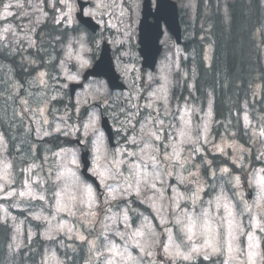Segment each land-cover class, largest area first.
Returning a JSON list of instances; mask_svg holds the SVG:
<instances>
[{"label":"rangeland","instance_id":"obj_1","mask_svg":"<svg viewBox=\"0 0 264 264\" xmlns=\"http://www.w3.org/2000/svg\"><path fill=\"white\" fill-rule=\"evenodd\" d=\"M86 1H90L91 5L84 10V14L89 12L95 13L94 15L87 16L92 17L100 25L97 41L106 39L111 43L115 67L126 85V90L124 92H112L108 90L102 80H91L82 90L76 92L74 101L72 102L74 106L72 110L65 108L64 112L56 115L53 112L62 110L63 106L55 105L53 111H51L50 103L53 100H60L65 104H70V98L67 95L69 85L79 82L82 73L92 65L94 58L97 57L98 43H91L87 39L86 34L80 29L76 32V36L68 37L63 44H59V47H62L61 62L58 66L59 80L54 75H48V78L44 76L43 79L47 86L41 85L39 73L43 71L38 69L37 61L32 60L33 63H36V74L31 81L32 85L36 87V93L32 99L29 96L19 95L20 85L15 80L14 74L11 79L6 81L3 78V92L0 91V95L3 98L0 97V104H3L7 108L5 111L0 110V115L3 116L7 123L15 121L14 125L16 127L18 121L20 124L23 122V125L18 126L15 137L11 136L9 138L8 135L6 141L3 139V142L0 143V159L13 164L15 184L12 187L14 190L17 193L28 191V188L24 185L25 180H27L31 190L37 196L45 194L48 201H51V195L43 192L45 184L42 182L48 181L50 175L54 177L58 170H63V164L68 158L65 154L70 153L71 150L75 151L76 157L80 162V151L76 146L62 147L56 152H43L42 159L40 157L38 162L34 158L31 159L33 156L39 157L41 155V152H38L37 142L43 139L50 140L53 135L57 134L70 140L80 139L82 143L87 144L91 150V167L94 155L99 154L102 157L106 155L110 159L114 150L118 147L126 146L124 145L125 136L136 135L138 137L144 136L145 140L150 139L147 134L155 129L149 124L141 131L143 119H141V123H137L135 119L132 121L135 125V131L129 129L117 134L116 130L120 127V124L126 123L127 113L129 111H136V109L131 107L132 104H136L139 105L140 112L138 119L146 118L149 113H152L153 116H159L160 119L164 120L163 131L160 132L161 141H153L155 146L160 147L158 155L160 164L157 171L160 173L163 184H161V180L154 182L157 184V188L163 191L164 198L160 199V191L147 188L144 189L140 198H136L135 196L128 198V208L131 209L129 217L134 222L133 228H139L142 224L145 225L143 230L149 243L157 238L162 243L167 242L166 229L172 231L177 244L185 240L184 234L178 231L179 226L174 223V213L171 208V202L168 199L172 193L167 190V185H177L176 173H180L185 177V182L178 185L181 192L185 193L184 187L188 182L193 183V188L189 190L188 194L197 190V183L204 188V192L200 193L202 208L209 207L207 201L213 199L215 194L219 192L220 186L224 188L230 198L233 196V193H239V196L233 200L234 204H238L240 197H243L249 205H254L260 191V182L264 181V173L258 172L259 169L264 168V160L254 159L258 153L264 152V136H260V132L264 131V113L259 112V109L256 110L259 107L258 103L253 104V107L244 104V111L242 116L240 115L242 131H239L237 128L231 133L221 130L220 135L214 137L212 135V129L215 124L212 101L208 100L204 105H200L198 101L193 100L192 81L194 79V67L189 69L184 68L182 65L184 61L192 57L190 54L184 53L181 47L170 45L169 42L171 40L165 34L161 40L163 46L162 55L155 72L150 73L141 70L140 60L136 51V41L142 0ZM174 1L179 6L181 20L183 18L184 29H186V41L194 37V34H197V45L204 44L202 48L203 55L208 63L212 55V47L208 43L210 42V15L213 12H219L227 23V5L234 0ZM261 2L264 10V0H261ZM53 3L54 0H47V3H44L43 0H0V17L4 16L5 4L11 5L8 11L12 13V16L0 19V51L9 55L18 54L20 56L22 54L25 61L29 63L31 59L27 52L30 46H36V49H38L40 41L36 38V35L40 27L45 23L48 26L56 24V21L61 18L62 11H68V8L63 4H57L54 8ZM98 4H102L103 6L97 8ZM152 4H154V0H152ZM70 6L72 9L71 22L69 23L67 19L61 20L58 23L61 28L71 29L77 26L74 20V14L77 10L75 0H70ZM9 26L10 31L5 32L4 29L9 28ZM43 38L45 46L48 44L47 52H51L53 42L51 40L48 41L45 37ZM259 43L260 57L264 66V39L259 41ZM82 61H86V64L82 65ZM1 62L2 59H0V65H2ZM4 64L7 63L5 62ZM50 65L49 67L51 68ZM67 75H74L77 79L75 81L68 80L66 79ZM183 86H185L187 94L181 99L179 95L183 91ZM11 89L13 90V96H8L7 92ZM173 90L177 92L176 96L172 95ZM262 92V84L259 82L254 84L251 94L253 102H255L256 98L261 97ZM153 93L160 96L167 95V115H165L166 109L163 100L156 101L154 108L157 111L155 112L153 109L144 107L155 99V96L150 95ZM84 108L86 109V115L81 117V111ZM101 110L104 111L111 122L115 135L114 147H109L106 137L103 135L102 143L98 145L100 151L97 153V145L90 142L96 140L97 134L90 133L85 138L83 137L82 129L79 135L74 131L72 135L67 137L62 134L63 130H66L65 125L80 127L82 122H87L90 112L95 111L100 115ZM182 117L183 119H181ZM245 117H247V122L245 121ZM8 118L11 120H8ZM185 121L188 123L186 124ZM205 124L208 125L209 129L207 133L208 142L205 143L201 138L200 143L195 146H202V151L193 153L191 151L192 145H186L181 142L179 131L183 130L195 139L198 134L203 136ZM57 126L62 129L61 133L55 131ZM97 128L102 132L100 120ZM45 132H48L49 135H44ZM0 136H3V132L1 131ZM173 143L178 144L180 158L187 161L185 167L188 171L180 169L175 159H165L166 156L173 153L172 147L169 146ZM214 145L223 148L224 154L216 151ZM48 148L51 149L52 145L43 147V149ZM201 157H203V160H201ZM207 161H211V166L206 163ZM33 164L37 165V167L32 169L31 172L26 171ZM193 164H196L197 167H192ZM225 167L229 169V173L227 174L220 171V169ZM80 170L81 163L77 172L79 180L83 183L91 184L82 178ZM148 171L150 173L153 171L151 165H149ZM167 172H173V175L168 176ZM189 172H198L199 174L197 177H192L189 176ZM212 172H215L216 175L212 176ZM125 176H128L127 172H125ZM236 176L240 177V186L238 188L233 187ZM33 181L37 183H33ZM66 183L68 185L65 193L66 200H70L72 196H76L77 199L81 197L87 198L86 194H83L76 187L75 181L70 174H66ZM211 185H217V187L213 188ZM247 186L252 190L250 201L247 200L245 194ZM141 187L143 188V185ZM3 195V193H0V221L6 225L10 235L6 251V264H29L26 261V255H28L29 250L31 254H37L36 264H56L57 259L62 264H67L70 255L76 253L82 245H85L87 249L83 264H97V251L92 249L90 243L82 242L77 237L83 234L87 237L88 241H95L99 234L105 230V225L111 223L107 217L112 212H122V208L117 209L113 206L112 211L106 213L104 209L107 205L101 204L94 208L96 215L89 216L87 220L80 216L79 213L77 217H69L61 213L57 216L56 220L52 221V226L67 222L74 227V231L67 234L59 233L53 241L45 237L49 224L46 221L34 219V216L37 214L49 217L54 215V209L49 204L33 200L29 196H16L5 200L3 199ZM146 197H152L153 201L163 206V214L168 220L167 224L162 222L160 214L154 212L149 207L152 201L145 199ZM141 199H144L143 203H141ZM136 203L145 209L141 210L139 206L135 205ZM42 204L43 207L41 206ZM241 208H237L236 211L240 213ZM189 209H191L190 204ZM196 211L200 212L201 208L198 207ZM262 212H264V207H253V215L259 216ZM225 216L226 213L223 209L217 212L214 206L210 208L208 223L210 228L214 230V233L218 234L223 255L218 254L211 257L208 261L203 260L202 256H198L191 263H197L199 260H202L203 262H209L208 264H214V262L215 264H222L223 261L227 260L228 264H250L248 253L251 251L254 254L252 256L254 264H264V233H260L258 230L255 235L259 237V247L255 246L257 241H253V247L249 249L247 236L237 233V239L233 242L236 250L231 254L234 258L229 259L227 244L230 236L227 220L222 219ZM240 219L245 225V232L250 231L251 229L248 228V214H242ZM149 224L156 232L155 237L151 236V229L147 227ZM197 231H203V222H198ZM69 236L72 238L70 239ZM204 238L200 236L195 243L197 245L203 243ZM102 240L103 237H100V241ZM117 242L120 243L118 238ZM97 244L100 251H105L100 246L99 241H97ZM36 248L41 249L40 252H37ZM151 250L152 256L145 258L143 264H149V260L152 264H159L157 261V256L159 255L167 259L162 247L157 245ZM132 251L134 255L138 252L136 249ZM52 252L56 253V258L51 256ZM186 263L189 262H183V264Z\"/></svg>","mask_w":264,"mask_h":264},{"label":"snow or ice","instance_id":"obj_2","mask_svg":"<svg viewBox=\"0 0 264 264\" xmlns=\"http://www.w3.org/2000/svg\"><path fill=\"white\" fill-rule=\"evenodd\" d=\"M43 2L47 3V0H43ZM57 4H63L66 8H68V11H62L60 20H57L56 22L60 23L61 20L67 19L70 23L72 12L70 0H54L53 7L55 8ZM101 6L103 5L98 4L97 8H100ZM10 7V4L4 5L5 13L3 17H0V19L12 16V13L8 11ZM94 14L95 13L93 12L85 13V15ZM4 31H10V26L9 28H5ZM83 64H86V61H82V65ZM45 75L46 74L44 72L39 73V76L41 77L40 84L46 87V82L43 79ZM66 79L75 81L77 77L74 75H67ZM150 95L155 96V99L146 104L144 107L153 109L155 112L157 109L154 108V104L157 100H163L166 109L165 115H167V95L160 96L154 93ZM53 99H55V97H53ZM97 107H99V105H97ZM131 107L136 109V111H129L127 113L126 123L120 124V127L116 130L117 134H120L121 131H127L129 129L135 131V125L132 123L134 119L137 123H141V119H143L141 131H143V128L149 124H151L155 130L150 131L147 134L150 137L148 140H145L144 136H125L124 145L126 146H121L114 150L110 159L106 155L103 157L99 154L94 155L91 174L96 177V180L99 182L97 187H100L102 191L97 192L96 188L91 184L83 183L79 180L77 172L80 168V162L76 157L75 151L71 150L70 153L65 154L68 158L63 164V170H58L54 177L50 175L48 181L42 182L45 184L43 192L51 195V201H48L45 194L37 196L31 190L27 180H25L24 185L28 188V191H20L17 193L12 187L15 184L13 164L9 161L0 159V193L4 194L3 199L7 200L16 196H29L33 200H39L49 204L50 207L54 209L55 214L51 217L37 214L34 216V219L38 221L43 220L49 224V229L45 233V237L53 241L59 233L67 234L73 233L74 231V227L67 222H62L57 226H52V221L56 220L57 216L61 213L66 214L69 217H77L79 213L80 216L87 220L89 216L96 215L94 208L97 205H107L104 209L106 213L111 212L113 206L117 209L122 208V212H112V214L107 217L111 223L109 225H105V230L99 234L95 241H88L87 237L83 234H80L77 237L82 242L90 243L92 249L97 251V264H143V260L145 258H150L152 256L153 253L151 249L157 245L163 248L169 264H178V262L179 264H183V262H189V264H191V262L198 256H202L203 260L208 261L213 256L218 254L223 255L222 248L218 240V234L214 233V230L210 228L208 223L210 208L213 206L217 212L223 209L226 213V216L222 219L227 220L228 233L230 236V240L227 244L229 259L234 258L231 254L236 250L233 246V242L237 239V233L239 235L247 236L249 249L253 247V241H257L255 246L259 247V237L255 234L257 230L260 233H264V212L260 213L259 216L253 215L252 212L253 207H264V181L260 182V191L254 205H249L243 197H240L238 204H234L233 200L235 197L239 196V193H233V196L230 198L224 188L220 186L219 192L215 194L213 199L207 201L209 207L202 208V197L200 193L204 192V188L197 183V190L193 191L191 194L181 192L178 185L185 182V177H183L180 173H176L177 185H167V190L172 193L168 199L171 202V208L174 213V223L179 226L178 231L184 234L185 240L180 244H177L172 231L170 229H166L167 242L162 243L157 238L149 243L143 230L145 225L142 224L139 228H133L134 222L131 221L129 217V211H131V209L128 208V198L132 196L140 198L145 188L160 191V189L157 188V184L154 182L161 180L160 173L157 171L158 165L160 164V160L158 159L160 147L155 146L153 141H161L162 137L160 132L163 131L164 120L160 119L159 116H153L152 113H149L146 118L138 119V117H140L139 105L132 104ZM105 111H107V109H105ZM121 111H123V109H121ZM102 114L103 113H101V115ZM181 119H183V117ZM99 120L100 115H98L97 112L92 111L88 114L87 122H82L80 127H77L76 125H65L66 130H63L62 132V129L57 126L55 131L57 133L62 132V134L66 137L72 135L73 131L79 135L81 133V129L83 130V137L85 138L88 137L90 133L97 134L96 140L90 142L97 145L96 152L99 153L100 149L98 145L102 143V137L104 135L97 128ZM245 121L247 122V117H245ZM185 123L187 124L188 122L185 121ZM208 131V125L205 124L203 136L198 134L196 138L193 139L190 134H186L183 130L179 131V136L181 137V142L183 144L193 146L191 148L193 153H199L202 151V146L196 147L195 145L200 143L201 138L205 143L208 142ZM44 135H49V133L45 132ZM260 136H264V131L260 132ZM3 139V136H0V143L3 142ZM77 143H80V139H77ZM169 146L172 147L173 153L166 156L165 159H175L178 162V167L180 169L188 171L185 167L187 161L180 158L178 144L173 143ZM214 149L221 154H224L223 148L214 145ZM254 159L264 160V152L258 153ZM201 160H203V157H201ZM206 163L211 166V161H207ZM149 165H151L153 169L151 173L148 171ZM36 167L37 165L33 164L26 169V171L31 172L32 169ZM192 167L196 168L197 165L193 164ZM220 171L225 174L229 173V169L227 167L220 169ZM125 172L128 173V176H125ZM258 172L264 173V168L259 169ZM66 174L71 175L75 181L76 187L83 194H86V199L83 197L77 199L76 196H72L70 200H66L65 193L68 188L66 183ZM166 174L168 176H172L173 172H167ZM198 174V172H189V176L192 177H197ZM211 175L215 176L216 173L212 172ZM234 181L233 187L238 188L240 186V177L236 176ZM33 183L37 182L33 181ZM161 184H163L162 180ZM141 185H143V188ZM211 187L215 188L217 185H211ZM163 198L164 193L163 191H160V199ZM145 199L152 201L149 204V207H151L154 212L160 214L162 222L167 224L168 220L163 214V206L153 201L152 197H146ZM143 202L144 199H141V203ZM189 204L191 205V209H189ZM41 206L43 207V204ZM198 207L201 208L200 212L196 211ZM237 208H241L240 213L236 211ZM244 213H247L249 217L248 228L251 230L248 232H245V225L240 219V216ZM198 222H203V231H197ZM147 227L151 229V236L155 237L156 232L154 228H152L150 224ZM200 236L205 238L203 243L197 245L195 241ZM100 237H103L102 241H100ZM69 238L71 239L72 237L69 236ZM117 238L120 243L117 242ZM97 241L100 242V246H102L105 251L99 250ZM133 249L138 250L136 255L133 254ZM253 255L254 254L249 251L248 257L250 264H254V261L252 260ZM51 256L56 258V253L52 252ZM56 264H62V262L57 259ZM149 264H152L150 260ZM222 264H228V261L225 260Z\"/></svg>","mask_w":264,"mask_h":264},{"label":"trees","instance_id":"obj_3","mask_svg":"<svg viewBox=\"0 0 264 264\" xmlns=\"http://www.w3.org/2000/svg\"><path fill=\"white\" fill-rule=\"evenodd\" d=\"M229 21L225 23L220 14L210 17L209 36L214 50L211 66L205 67L201 48L194 34L193 40L184 44V50L195 52V92L202 105L210 98L213 101L214 120L218 122L213 132L224 130L230 133L241 129L239 115L244 104L258 103L264 113V67L258 53V41L264 36V10L261 0H235L228 5ZM256 82L263 87L262 99H251ZM8 120H11L8 118ZM241 126V128H240ZM54 142V149L59 143ZM68 144L67 140L63 145ZM62 145V144H61ZM9 233L0 221V264H5V247ZM36 257V256H35ZM69 264H74L69 262Z\"/></svg>","mask_w":264,"mask_h":264},{"label":"water","instance_id":"obj_4","mask_svg":"<svg viewBox=\"0 0 264 264\" xmlns=\"http://www.w3.org/2000/svg\"><path fill=\"white\" fill-rule=\"evenodd\" d=\"M79 5L81 8H83L85 4ZM149 5V0H145L142 12L143 18L141 19L139 27V53L142 57V66L144 68L153 70L155 68L157 57L161 52V47L158 44L159 39L162 35L161 22L163 21L165 23L167 29L175 37L177 43H180V28L178 23L177 8L173 2L169 0H157L155 13L152 14ZM149 15H152V17L154 18L153 23H150L148 21ZM77 17L79 18L80 22L85 23L87 27L92 29V31H96L97 26L92 22L91 19L83 18L81 13L78 14ZM106 48L107 47L105 46L103 49ZM88 74L105 77L108 80L111 89H124V86L118 82V77L115 76L107 51H104V53L100 57V60L96 63L93 69L87 72V75ZM84 78L86 80V77ZM81 85L82 84L74 85L71 88L76 89L81 87ZM102 128L106 132L109 141L112 142V133L107 119L102 120ZM75 143H77V141ZM80 149L81 161L83 165L82 174L85 178L94 181V179L86 172L89 167L88 149L85 145L81 144Z\"/></svg>","mask_w":264,"mask_h":264},{"label":"flooded vegetation","instance_id":"obj_5","mask_svg":"<svg viewBox=\"0 0 264 264\" xmlns=\"http://www.w3.org/2000/svg\"><path fill=\"white\" fill-rule=\"evenodd\" d=\"M0 55H1V53H0ZM21 72H22V70H21ZM4 77L5 76L3 74H0V79H3ZM20 82H22V80ZM166 263H169V262H166Z\"/></svg>","mask_w":264,"mask_h":264}]
</instances>
